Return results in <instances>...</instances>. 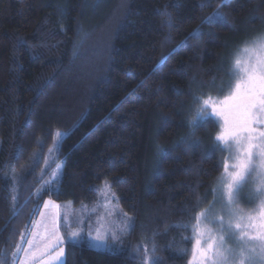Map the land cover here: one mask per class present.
I'll return each mask as SVG.
<instances>
[{
  "label": "trees",
  "instance_id": "obj_1",
  "mask_svg": "<svg viewBox=\"0 0 264 264\" xmlns=\"http://www.w3.org/2000/svg\"><path fill=\"white\" fill-rule=\"evenodd\" d=\"M262 30L264 0H0V264L46 199L79 211L104 182L128 229L94 249L60 216L63 264H186L222 172L194 98Z\"/></svg>",
  "mask_w": 264,
  "mask_h": 264
},
{
  "label": "rangeland",
  "instance_id": "obj_2",
  "mask_svg": "<svg viewBox=\"0 0 264 264\" xmlns=\"http://www.w3.org/2000/svg\"><path fill=\"white\" fill-rule=\"evenodd\" d=\"M194 102L190 122L211 119L217 125L222 172L209 202L183 226L192 241L186 264H264V30L237 47L226 77L200 91ZM60 216L72 241L85 240L94 249L114 244L129 226V216L107 182L100 186L97 202L79 211L70 202L46 199L19 259L26 254L28 263L32 258L37 264L64 263Z\"/></svg>",
  "mask_w": 264,
  "mask_h": 264
},
{
  "label": "crops",
  "instance_id": "obj_3",
  "mask_svg": "<svg viewBox=\"0 0 264 264\" xmlns=\"http://www.w3.org/2000/svg\"><path fill=\"white\" fill-rule=\"evenodd\" d=\"M26 256V254H23L22 258L18 260L17 264H23V259ZM25 264H37L39 262V260H35V259H31V261H33L32 263H28V257H25Z\"/></svg>",
  "mask_w": 264,
  "mask_h": 264
}]
</instances>
